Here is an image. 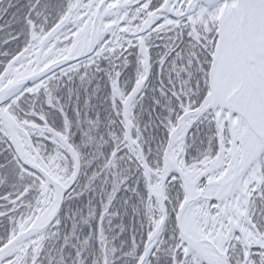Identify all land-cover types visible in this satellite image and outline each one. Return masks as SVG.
Masks as SVG:
<instances>
[{
    "label": "snow or ice",
    "instance_id": "obj_1",
    "mask_svg": "<svg viewBox=\"0 0 264 264\" xmlns=\"http://www.w3.org/2000/svg\"><path fill=\"white\" fill-rule=\"evenodd\" d=\"M0 264H264V0H0Z\"/></svg>",
    "mask_w": 264,
    "mask_h": 264
}]
</instances>
